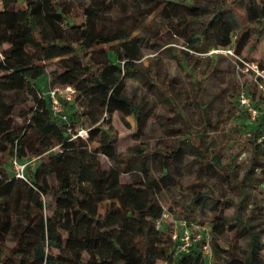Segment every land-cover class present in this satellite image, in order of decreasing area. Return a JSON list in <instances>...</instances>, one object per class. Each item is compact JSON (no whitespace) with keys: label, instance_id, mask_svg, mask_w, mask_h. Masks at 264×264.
I'll return each instance as SVG.
<instances>
[{"label":"trees","instance_id":"16d2710c","mask_svg":"<svg viewBox=\"0 0 264 264\" xmlns=\"http://www.w3.org/2000/svg\"><path fill=\"white\" fill-rule=\"evenodd\" d=\"M136 1L140 9L128 16L142 24L145 13L141 5L150 4L151 11L166 0ZM0 2V44L17 35L12 42L14 50L27 44L32 47L29 53L8 55L3 62L0 60V149H8L9 143L17 137L16 158L25 162L34 156L39 160L48 155L56 166L58 178V184L47 187L36 180L30 166L26 167L24 173L29 191L34 194V205L40 211L50 207L52 200L55 205L50 216L41 214L36 221L26 209L23 227L10 196L0 195V237L14 235L13 244L0 264H10L11 260L26 264H157L158 261L208 264L201 250L204 240L198 241L189 252L177 253L178 240L173 238V233L157 227V221L164 216L165 204L160 200L159 181L150 176V160L158 156L172 161L181 157L184 149L182 142L165 149L151 146L142 129L149 110L143 102L132 103L125 93L126 78L139 73L147 75L148 69L141 61L143 36L130 38L126 31L117 36L107 34L104 19L89 6L83 9L95 29H80L81 25L71 20L74 9L69 0H25V7L18 6L19 0ZM171 3L163 10H170L167 12L170 25L186 38L190 50L206 52L213 48H230L238 56L237 61L243 63L239 57L249 61L244 49L256 37L252 36L250 26L241 25L234 6L241 4L248 20L261 24L264 0H173ZM116 39L119 42L111 44ZM89 48L94 50L88 52ZM183 52L187 54L188 50ZM56 58L58 67L48 73L47 61ZM258 63L264 69V60ZM49 75L51 86L67 75L65 84L76 88L74 103L67 104L69 123L54 116L49 96L37 86L39 80ZM20 93L27 94L28 98L18 111L16 98ZM245 93L255 106H259L261 101L256 104L252 96ZM239 98L240 93L238 101ZM95 105L106 111L108 123L115 112L123 117L132 115L136 143L118 152L116 145L121 135L114 133L111 126L105 128L101 122L86 126L87 138H72L78 128L85 127L82 120ZM234 109L232 106L231 113ZM16 114L21 122H15ZM253 120L249 165L239 179L222 164L219 152L211 155L199 136L189 138L199 169L207 171L210 168L228 175L231 186L245 197L244 188L250 179L256 182L255 187L264 182V148L257 142L263 129L262 118L257 116ZM94 141L113 164L105 166L98 157L92 156L89 146ZM66 159L72 160L74 166H68ZM132 162L137 163L139 170L128 179L122 178L132 169ZM0 172L4 173L1 157ZM41 195L50 199H41ZM201 197L203 205L210 200L217 207L213 219L215 233L220 235L227 228L243 229L249 238L247 264H259L262 234L251 223L259 218L264 205L251 200L244 218L238 217V222H231L224 211L234 207L238 212L243 206L241 202L235 204L210 189L202 192ZM192 203L196 204V200H191L190 205ZM35 225L39 227V235L34 234ZM54 248L60 252L54 253ZM100 248L109 254H100Z\"/></svg>","mask_w":264,"mask_h":264},{"label":"rangeland","instance_id":"374dc122","mask_svg":"<svg viewBox=\"0 0 264 264\" xmlns=\"http://www.w3.org/2000/svg\"><path fill=\"white\" fill-rule=\"evenodd\" d=\"M24 1L19 0L18 6L25 7ZM171 2L173 0H166L151 11L150 4H142L141 9L145 13V19L142 24H139L128 16L140 9L136 0H69L71 9H74L71 20L81 25L80 29L85 27L95 29V25L91 24L92 21L88 19L83 9V6H89L97 12L96 15L104 19L107 34L117 36L121 31H126L130 33V38L136 35L143 36L141 61L148 69L147 75L139 73L134 77L126 78L125 93L132 103L143 102L145 108L149 110L142 129L151 146L165 149L175 142H182L184 149L183 155L172 161L158 156H153L150 160V176L159 181L160 200L165 204L160 228L172 232L173 235L176 234L179 238L181 220L187 219L195 226L203 227L207 232L213 253L212 264H247L249 251L247 233L243 229L227 228L222 234H216L213 219L217 207L210 200L203 205L201 194L210 189L232 200L235 204L241 202L243 206L238 212L234 207H227L224 211L231 222H238V217L244 218L247 208L251 206V200H257L264 205V182L255 187L256 182L250 179L244 188L246 197L242 196L236 187L231 186L228 175L210 168L207 171L199 169L192 155L193 149L189 138L199 136L207 145L210 154L219 152L222 164L236 174L238 179L241 178L249 165L250 140L255 122L248 109L240 107L238 94L242 91L248 92L256 104L263 98L254 80L253 70L237 61L238 56L227 51L228 48H221L223 51L206 52H197L188 48L186 38L180 36L178 31L172 29L170 25L167 14L170 10H163L164 6H170ZM234 10L241 25L250 26L253 31L252 36L256 37L244 50L248 63L264 60V20L261 24L251 23L241 4H236ZM16 37L17 35H14L8 42L0 44L2 62L8 55L26 54L32 51L29 44L22 49L14 50L12 42ZM118 42L119 40L116 39L111 44ZM93 50L89 48L88 52ZM185 50H188L187 54H184ZM57 60L58 58L47 61L48 73L58 67ZM51 81L52 77L49 75L38 81L37 86L47 91ZM66 81L67 75H64L59 79L57 86L65 85ZM26 98L28 96L25 93L17 95L18 111L25 106ZM232 106L235 107L233 113L230 111ZM14 120L22 121L18 114L14 116ZM107 120L106 111L95 105V109H91L90 114L85 115L82 122L85 127L100 122L105 128L111 126L114 133L121 135L116 145L118 152H124L136 143V134L133 129L135 119L132 115L123 117L120 112H115L111 116V123ZM16 140L17 137L13 139L14 142L9 143L8 149H0L4 169V173L0 172V195L10 196V202L15 205L14 211L23 227L26 221V209L36 221L41 214L50 216L53 213L55 201L52 200L50 207L46 206L42 211L32 202L34 194L29 191V184L16 175L11 165ZM89 150L92 156L102 161L103 165L109 166L114 163L102 153V149L98 148L97 141L90 144ZM66 164L70 167L74 166V162L70 159H66ZM27 166L33 170L36 180L47 187L58 184L56 166L52 160L50 161L48 155L31 161ZM131 168L129 172L122 175V178L128 179L139 170L137 163L134 162L131 163ZM216 168L222 170L220 167ZM256 176H259V173H256ZM40 197L50 199L47 195ZM191 200H196V204L190 205ZM107 202L108 199L105 200V203ZM251 224L262 234L263 245L258 263L264 264V210L260 211L259 218ZM34 230V234L39 235L37 225L34 226ZM195 230L197 231L196 227ZM13 237V234L0 237V261L8 248L12 246ZM53 251L56 254L60 252L56 248ZM99 253L109 254L103 248L99 249ZM9 262L10 264H26L18 260ZM157 264L164 263L158 261Z\"/></svg>","mask_w":264,"mask_h":264},{"label":"built area","instance_id":"2783aa9c","mask_svg":"<svg viewBox=\"0 0 264 264\" xmlns=\"http://www.w3.org/2000/svg\"><path fill=\"white\" fill-rule=\"evenodd\" d=\"M1 4V2H0ZM211 51H223L221 48H213ZM227 51L233 53V51L228 48ZM239 59L250 67L253 70L254 80L259 88V91L262 95V101L259 103V106H255L245 91L240 93V105H243L248 109L251 114L252 119H255L257 116L262 118V133L258 136L257 142L264 148V69L260 68L259 63H248L249 61H244L240 57ZM49 96L50 107L54 116L58 117L61 120H64L69 123V112L67 109V104H73L76 94V88L71 84H65L63 86H50L45 93ZM71 131V127L68 128ZM81 136L83 138L88 137V128L80 127L77 132L72 135L73 137ZM15 148V147H14ZM13 148V150H14ZM36 156L32 157L30 160L21 162L14 155L11 159V165L16 171V175L27 180L25 176V169L31 161L36 160ZM264 158V156H263ZM161 219L157 221V227L160 228ZM197 228V231L195 230ZM174 239L178 240L176 246L177 253L189 252L196 243L200 240H204L201 246L202 253L208 264L213 262V253L211 252L210 239L207 232L201 226H195L192 222L187 219L181 220V232L179 238L176 234L173 235Z\"/></svg>","mask_w":264,"mask_h":264},{"label":"crops","instance_id":"0c3cea01","mask_svg":"<svg viewBox=\"0 0 264 264\" xmlns=\"http://www.w3.org/2000/svg\"><path fill=\"white\" fill-rule=\"evenodd\" d=\"M247 46H249V45H246V47H247ZM246 47H245V48H246ZM244 50H245V49H244ZM39 81H40V80H39ZM42 89H43V87H42ZM43 91H44V90H43Z\"/></svg>","mask_w":264,"mask_h":264}]
</instances>
